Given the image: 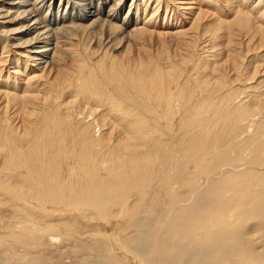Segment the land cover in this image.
Returning <instances> with one entry per match:
<instances>
[{
  "label": "bare ground",
  "instance_id": "1",
  "mask_svg": "<svg viewBox=\"0 0 264 264\" xmlns=\"http://www.w3.org/2000/svg\"><path fill=\"white\" fill-rule=\"evenodd\" d=\"M0 1V243L78 202L129 214L155 181L264 190V0ZM223 201L199 244L245 219Z\"/></svg>",
  "mask_w": 264,
  "mask_h": 264
},
{
  "label": "rangeland",
  "instance_id": "2",
  "mask_svg": "<svg viewBox=\"0 0 264 264\" xmlns=\"http://www.w3.org/2000/svg\"><path fill=\"white\" fill-rule=\"evenodd\" d=\"M59 1L52 0L55 11ZM124 1L126 11L131 0ZM2 3L0 1V5ZM127 53L121 49L117 58L127 61L130 57ZM259 182L260 178L249 180L242 176L234 185L240 198L227 196L228 192L218 198L217 184L207 185L205 194L202 192L195 196L190 192L191 183L169 193L164 184L155 181L145 198L133 200L140 202L129 214L111 209L114 204L109 202L102 206L106 215L87 210V205L80 202L78 204L83 209L79 212L71 211V207H62L53 214H47L46 226L52 225L53 232L30 234L22 231L16 241L8 239L0 243V264H139L152 254L154 264L158 261L161 264H236L239 258L241 264L249 261L261 264L264 258V190ZM222 199L228 209L241 202L245 219L234 232L223 238L225 244L220 240L199 244L195 234L211 224V215L218 211L213 206L218 208ZM64 204H71V201ZM174 206L180 207L175 215L172 212L177 211ZM5 209L0 207V223L13 220V215ZM42 231L38 229V232ZM246 236L259 244L249 247Z\"/></svg>",
  "mask_w": 264,
  "mask_h": 264
}]
</instances>
